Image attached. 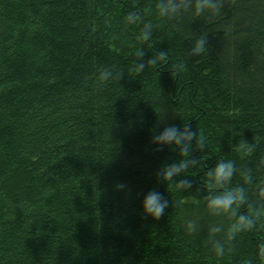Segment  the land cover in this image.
I'll list each match as a JSON object with an SVG mask.
<instances>
[{"label":"trees","instance_id":"trees-1","mask_svg":"<svg viewBox=\"0 0 264 264\" xmlns=\"http://www.w3.org/2000/svg\"><path fill=\"white\" fill-rule=\"evenodd\" d=\"M158 2L0 0V264H264V0L172 20ZM202 35L206 50L190 55ZM103 68L119 78L101 83ZM183 123L205 146L193 142L191 187L178 190L157 173L179 146L152 136ZM219 160L234 176L209 190ZM151 189L169 200L159 220L142 214ZM229 189L256 222L217 257L211 229L229 220L204 198Z\"/></svg>","mask_w":264,"mask_h":264},{"label":"clouds","instance_id":"clouds-1","mask_svg":"<svg viewBox=\"0 0 264 264\" xmlns=\"http://www.w3.org/2000/svg\"><path fill=\"white\" fill-rule=\"evenodd\" d=\"M221 8L222 0H159L157 5L158 15L169 20L180 18L188 12H192L195 15L213 17L220 13ZM149 35V32H145L142 39L147 41ZM207 44V35H202L194 42L190 55L199 56L206 50ZM137 55L142 57L143 52H138ZM160 55L162 56L163 53H160ZM151 62L155 63V60ZM144 66L143 62L137 63L136 70L142 71ZM177 67L182 69L183 65H177ZM119 76V73H114L109 68H103L99 72V80L101 83L111 78H119ZM194 141L200 147L205 146V138L202 135H198L197 131L192 129L190 123H183L180 127L169 124L159 134H156L154 131L152 143L173 148L179 146L181 153L178 162L161 166L157 173L159 179H162L167 185L173 184L178 190H187L191 187L190 182L181 177L191 163L186 157ZM235 147L242 156H247L254 149V145L245 139H241ZM234 172L235 168L232 160H219L208 171L209 190L214 187L226 186L232 180ZM125 187L126 185L123 183L118 184L119 189ZM261 195H264V191L261 192ZM245 200L246 196L244 195L243 189H229L222 194L204 198L205 207L211 216L227 217L229 220V226L227 228L213 227L211 229L212 236L209 238V241L215 256H224L226 249L230 246V242L235 239L238 233L253 228L256 219L248 214L238 212L239 206ZM168 206L169 200L162 198L156 189H151L143 197L141 210L145 218L150 217L153 220H159L164 215ZM259 215H261V212L257 211L256 216L258 217ZM185 230L189 234L197 232L195 222L192 220L187 221ZM217 233H221V235L217 236ZM257 256L264 260V242L258 245Z\"/></svg>","mask_w":264,"mask_h":264}]
</instances>
